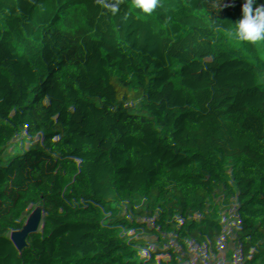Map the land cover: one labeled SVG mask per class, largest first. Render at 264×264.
I'll use <instances>...</instances> for the list:
<instances>
[{
  "label": "trees",
  "instance_id": "obj_1",
  "mask_svg": "<svg viewBox=\"0 0 264 264\" xmlns=\"http://www.w3.org/2000/svg\"><path fill=\"white\" fill-rule=\"evenodd\" d=\"M244 2L0 0L3 34L123 47L44 113L31 66L0 70V264H264V44L229 35Z\"/></svg>",
  "mask_w": 264,
  "mask_h": 264
},
{
  "label": "rangeland",
  "instance_id": "obj_2",
  "mask_svg": "<svg viewBox=\"0 0 264 264\" xmlns=\"http://www.w3.org/2000/svg\"><path fill=\"white\" fill-rule=\"evenodd\" d=\"M7 39H10L8 44ZM71 39H74L76 47L65 58L59 48L65 47ZM114 43L101 36L75 30L67 24L51 29L50 26L41 27L37 22H30L14 31L5 30L4 34L1 30L0 70L8 65L19 69L31 66L36 82L41 90H45L41 104V112L44 113L48 104L60 107L62 100L79 90L87 65L103 59L113 60L114 52L123 50L121 42ZM29 44H32V49L28 53L23 52ZM34 44H43L45 48L37 49ZM16 50L23 54L16 53Z\"/></svg>",
  "mask_w": 264,
  "mask_h": 264
},
{
  "label": "clouds",
  "instance_id": "obj_3",
  "mask_svg": "<svg viewBox=\"0 0 264 264\" xmlns=\"http://www.w3.org/2000/svg\"><path fill=\"white\" fill-rule=\"evenodd\" d=\"M123 2L124 0H96L97 4L112 14L119 12ZM161 6V0H130V7L146 15H151ZM229 35L238 42L254 46L264 44V4H258L257 0H245L242 16L234 22V30H229Z\"/></svg>",
  "mask_w": 264,
  "mask_h": 264
},
{
  "label": "built area",
  "instance_id": "obj_4",
  "mask_svg": "<svg viewBox=\"0 0 264 264\" xmlns=\"http://www.w3.org/2000/svg\"><path fill=\"white\" fill-rule=\"evenodd\" d=\"M261 177H262V181H263V184H264V169L261 171ZM257 193H250V194H247L245 197L247 199H255L257 197Z\"/></svg>",
  "mask_w": 264,
  "mask_h": 264
}]
</instances>
